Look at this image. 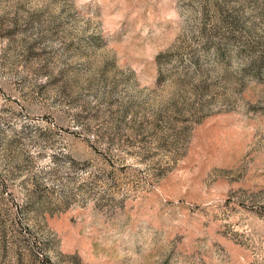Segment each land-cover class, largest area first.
Segmentation results:
<instances>
[{
  "label": "rangeland",
  "instance_id": "374dc122",
  "mask_svg": "<svg viewBox=\"0 0 264 264\" xmlns=\"http://www.w3.org/2000/svg\"><path fill=\"white\" fill-rule=\"evenodd\" d=\"M0 264H264V0H0Z\"/></svg>",
  "mask_w": 264,
  "mask_h": 264
}]
</instances>
